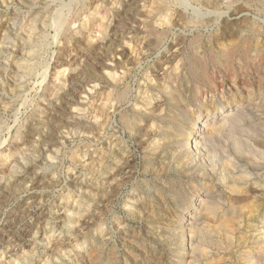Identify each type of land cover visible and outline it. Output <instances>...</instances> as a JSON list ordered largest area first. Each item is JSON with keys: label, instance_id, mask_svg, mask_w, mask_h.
I'll use <instances>...</instances> for the list:
<instances>
[{"label": "rangeland", "instance_id": "rangeland-1", "mask_svg": "<svg viewBox=\"0 0 264 264\" xmlns=\"http://www.w3.org/2000/svg\"><path fill=\"white\" fill-rule=\"evenodd\" d=\"M173 89L196 92L183 134L166 125ZM263 92L264 0H0V264H264V190L241 185L257 207L233 239L210 227L220 218L196 217L189 236L183 222L197 195L225 204L206 166L221 164L226 133L178 167L171 138L252 95L246 157L264 144ZM263 154L243 168L263 178ZM188 161L202 169L186 176Z\"/></svg>", "mask_w": 264, "mask_h": 264}, {"label": "bare ground", "instance_id": "bare-ground-1", "mask_svg": "<svg viewBox=\"0 0 264 264\" xmlns=\"http://www.w3.org/2000/svg\"><path fill=\"white\" fill-rule=\"evenodd\" d=\"M169 17V16H168ZM168 17H164V18H166V20H165V24H167L166 26L167 27H169L170 25H169V19H168ZM62 20V19H61ZM85 20V19H84ZM103 20V19H102ZM86 21V20H85ZM58 22V21H57ZM62 22H64V21H62ZM58 24V23H57ZM86 24V23H85ZM159 24V23H158ZM170 24H172V23H170ZM43 26V25H42ZM34 27V26H33ZM40 28V27H39ZM33 29V28H32ZM31 29V30H32ZM37 29V28H36ZM43 29V28H42ZM40 30V29H39ZM33 32V31H32ZM167 32V31H166ZM165 32H162V34H161V36L164 34ZM29 36V35H28ZM57 36V35H56ZM160 36V37H161ZM160 37H156V41H158L157 39L158 38H160ZM31 38H32V36H31ZM33 39H34V37H33ZM53 39H55L54 37H53ZM161 40V39H160ZM155 41V42H156ZM159 42V41H158ZM242 45V44H241ZM244 46V45H243ZM242 46V47H243ZM246 46H247V44H246ZM130 47V46H129ZM235 47V46H234ZM234 47H230V50L232 49L233 50V48ZM241 48V47H240ZM249 48V47H248ZM238 49V48H237ZM242 49H244V50H246L247 51V49L246 48H242ZM256 49V48H255ZM129 50V49H128ZM229 50V52L228 53H230L231 51ZM241 50V49H240ZM227 51H228V49H227ZM243 51V50H242ZM255 51V50H254ZM235 52H237V51H235ZM245 52V51H244ZM256 52V51H255ZM258 52V51H257ZM220 53H222V52H220ZM242 53V52H241ZM260 53V52H259ZM226 54V53H225ZM235 54V53H234ZM251 54V53H250ZM249 54V55H250ZM255 54V53H254ZM254 54H252V55H254ZM127 55V54H126ZM236 55V54H235ZM238 55H239V53H238ZM241 56H242V54H240ZM245 55V54H244ZM243 55V56H244ZM252 55H250V57H254V56H252ZM230 56V55H229ZM228 56V57H229ZM241 56H239L240 58H242ZM219 57H221V56H219ZM249 57V56H248ZM247 57V58H248ZM212 58V57H211ZM215 58V57H214ZM225 58V57H224ZM230 58V57H229ZM9 59V58H8ZM222 59V58H221ZM227 58H225L224 60H226ZM238 59V58H237ZM243 59V58H242ZM241 59V60H242ZM252 59V58H251ZM174 60V59H173ZM196 60V59H195ZM247 60V59H246ZM253 60H255V59H253ZM192 61V60H191ZM216 61V60H215ZM223 61V60H222ZM227 61V60H226ZM248 61V60H247ZM249 61H251V60H249ZM260 61V60H259ZM19 62V61H18ZM190 62V61H189ZM197 62L198 61H195V62H193V65H196L197 64ZM211 62H212V60H211ZM229 62H230V60H229ZM218 63V62H217ZM224 63V62H223ZM243 63H245V62H243ZM247 63V62H246ZM169 64V63H168ZM179 64V63H178ZM189 65H190V63H188ZM192 64V63H191ZM214 64V63H213ZM172 65H174L173 67L175 68V63L174 64H172ZM181 64H179V65H177L176 67V69H179V66H180ZM188 65V67H191V66H189ZM226 65V63L223 65V66H225ZM245 66H246V64H244ZM261 65V64H260ZM107 66V65H106ZM168 67H169V65H167ZM198 66H200L199 64H198ZM221 66V65H220ZM242 66H243V64H242ZM108 67V66H107ZM172 67V66H171ZM172 67V68H173ZM187 67V68H188ZM228 67V66H227ZM232 67V66H231ZM240 67V66H239ZM250 67H251V65H250ZM170 68V67H169ZM168 68V69H169ZM174 68H173V70L171 71V72H173V73H176L177 72V70H176V72L174 71ZM182 68V67H181ZM225 69H226V66L224 67ZM229 68H230V65H229ZM247 68V67H246ZM261 68V67H260ZM192 69H195V68H192ZM223 69V68H222ZM228 69V68H227ZM243 69V68H242ZM248 69V68H247ZM104 70V69H103ZM186 70V69H185ZM104 71H107V75L108 76H112V74H113V71H114V67H108L107 69H105ZM195 71H197V70H195ZM225 71V70H224ZM170 72V73H171ZM188 72V71H187ZM189 72H190V70H189ZM261 72V71H260ZM114 73H116V72H114ZM192 73V72H191ZM190 73V74H191ZM105 74V73H104ZM192 74H194V73H192ZM196 74V73H195ZM233 75H234V73H232ZM57 75V74H56ZM106 75V76H107ZM172 75V74H171ZM175 75H177V73L175 74ZM193 77L195 76V75H192ZM113 78H114V75L112 76ZM196 77V76H195ZM194 77V78H195ZM112 78V80H114ZM245 78V77H244ZM111 79V78H110ZM173 79V78H172ZM176 79V78H175ZM248 80V79H247ZM170 81V80H169ZM175 81V80H174ZM169 83V82H168ZM97 85V84H96ZM245 85H246V82H245ZM175 86V85H174ZM93 87V86H92ZM173 88V87H172ZM91 89V88H90ZM169 89H170V87H169ZM92 90V89H91ZM170 90H172V89H170ZM164 91L165 92V94H166V96H167V98L166 97H164L162 100H164V102L167 104V103H169L170 104V106H171V108L170 109H172V111H173V115H171V117L169 118L168 117V119H167V121H166V125H168L169 126V129H171V131L172 130H174V132L176 133V132H180V133H184L185 131H184V127H185V121L187 120V116H186V113L184 112L185 110V107L186 106H188L191 102H192V100H194V98H195V95H194V93H196V92H194L193 93V96L192 97H186V95H185V97H183V95L180 93V91H174L175 89H173V91ZM87 91H88V89H87ZM90 91V90H89ZM159 92V91H158ZM183 92V91H182ZM185 92H187V91H185ZM190 92V91H189ZM255 92V91H254ZM260 92V91H259ZM257 93V92H256ZM255 93V94H256ZM264 93V92H263ZM85 94V93H84ZM120 94V93H119ZM159 94V93H158ZM188 94V93H187ZM121 95H122V93H121ZM121 95H118V96H121ZM123 95H124V93H123ZM250 95V94H249ZM263 95V94H262ZM159 96V95H158ZM191 96V95H190ZM252 96V95H251ZM251 96H248L247 97V103H246V105L245 106H250L251 107V104H249L250 103V100L252 99V97ZM78 97V96H77ZM85 98H86V96H84ZM118 98H120V97H118ZM145 98V97H144ZM150 98V97H149ZM149 98H147V99H145V100H148L147 102L149 103ZM159 98V97H158ZM262 97L260 96V94L258 95V94H256L255 95V99H259V100H257L258 102L260 101V99H261ZM151 99V98H150ZM155 99V98H154ZM235 99V98H234ZM254 99V98H253ZM264 99V98H263ZM83 100V99H82ZM151 100H153V99H151ZM157 100V99H156ZM232 100H233V98H232ZM195 101V100H194ZM256 101V100H255ZM85 102V101H84ZM151 102V101H150ZM148 103L146 104V106L148 105ZM162 103V102H161ZM244 103V102H243ZM152 104V103H151ZM150 104V105H151ZM222 104V103H221ZM227 104V103H226ZM245 104V103H244ZM259 104V103H258ZM258 104H256V106L258 105ZM145 105V104H144ZM255 105V104H254ZM254 105H252V107L251 108H254L255 106ZM67 106V105H66ZM77 106V105H76ZM245 106H242L241 104H240V102H239V104H235V103H232V104H230V105H227V107L224 109V107H220V108H218V110H216V112L214 113V115H212V116H208V114L209 113H207V114H205V115H203V117H198L197 116V118H196V120L192 123V125H191V130L188 132V134H187V138L186 139H181L180 137H172L171 136V138L173 139V145L175 146H177L176 147V149L178 150V149H180L179 151H176V153H175V156L177 155V157H174V166H176V167H178V166H180V165H178V163L177 162H179L180 163V160L181 159H183L182 157V155L184 154V155H190L194 160H195V158L193 157L194 156V154L199 150V149H202L203 150V146H205L206 145V143H210L211 141H213V137L215 136V135H220L219 133H222V132H225L226 133V138H225V140H224V146L222 145V146H219V147H222V148H220V150H223V152L222 151H220L221 153H223V155L222 154H219L218 153V155H222V157L220 158L221 159V164H219V165H215V164H212L213 162H212V160L213 159H211V164H209V165H207L206 167H207V170H209V172H210V174L212 175V176H214L215 177V179H216V181L217 182H219V184H220V186L222 185L223 186V197H224V199H226V201H225V204H224V201H222V200H220V202L222 201L223 202V204H224V206H221L220 204H219V201H217V198L215 197V199H216V201L215 200H213L212 198H211V193H206V194H202V195H197V196H199L198 198H197V207H199V209L198 210H194V211H187L188 213L187 214H185L184 215V221L183 222H186V226L185 227H191V229L189 228L188 229V236H189V233L191 234L192 233V231L194 230V228L196 227H194L193 226V222L192 221H194L195 220V218L197 217V218H202V220H201V224L202 223H204V221H207V223H208V221H210V220H213V219H217V218H220L219 220L217 219V221H218V223H217V221H216V223L217 224H215V222H214V226H211L212 225V223H211V225H210V227L213 229V231L215 230V232H216V234L218 235V234H220L221 235V233H222V237H223V235L225 236V238L226 239H233V236L231 237V232L233 233V226H235V223L237 222V224H238V221L242 218V217H244V216H246V215H251V213H255L254 211V207H257V206H254V204L257 202V200H256V202L254 203V202H252L254 199H252V200H250L251 199V197H252V195H251V197H250V199L249 198H246L244 195H243V193H242V188L243 187H241V185H245V184H248L249 183V187H251L253 190H254V192L256 193H258V192H260V191H262V190H264V176H263V178L261 177L262 175H260V174H255V173H249V172H247L243 167H244V165L245 164H247V165H251V161L255 158L254 157V154L256 153H258V155L259 154H261V155H259V157L260 156H262V154H263V152H262V150H261V147L264 145V144H262V145H260L261 147L260 148H258L259 146H257L256 148H253V147H251V146H253V145H251V146H249V145H247V149L249 150V153H250V155H251V157H250V155H247L246 157H245V155L244 154H246V150L244 151L245 153L244 154H242L243 153V147H244V145H246V144H244V139H243V137H241L242 135H240V131H243V130H246L247 131V129H245V127H243L242 125H241V121H242V109L245 107ZM254 106V107H253ZM249 107V108H250ZM262 107H263V105H262ZM248 108V109H249ZM256 108V107H255ZM76 109H78V108H76ZM83 109V108H82ZM187 109V108H186ZM147 110V109H146ZM257 110V109H256ZM78 111V110H77ZM148 111V110H147ZM187 111V110H186ZM149 113V112H148ZM216 113H219V114H216ZM167 114V113H166ZM189 117V116H188ZM162 118V117H161ZM95 119H98V118H95ZM190 119V118H189ZM188 119V120H189ZM247 119V118H246ZM165 120H166V118H165ZM129 121V120H128ZM246 121V120H245ZM164 122V121H163ZM188 122V121H187ZM191 122V121H190ZM75 123V122H74ZM80 123V122H79ZM129 123V122H128ZM125 124H127V121L125 122ZM130 124V123H129ZM164 125V124H163ZM189 125V124H188ZM187 125V126H188ZM257 125V124H256ZM127 126H128V124H127ZM130 126V125H129ZM250 126V125H249ZM165 127H167V126H165ZM251 127V126H250ZM254 127V126H253ZM77 128V127H76ZM151 128V127H150ZM168 128V127H167ZM168 129V130H169ZM260 129H262V128H260ZM162 130V129H161ZM166 130V129H165ZM164 130V131H165ZM256 130V129H255ZM263 130V129H262ZM171 131L169 132V133H171ZM246 131H244V133H242L243 135L245 134V132ZM254 130H252L251 132H253ZM264 131V130H263ZM248 132H250V131H248ZM251 132L249 133V134H251ZM255 132V131H254ZM253 132V133H254ZM262 133V132H261ZM162 134V133H161ZM166 134V133H165ZM164 134V135H165ZM168 134V133H167ZM166 134V135H167ZM246 134H248V133H246ZM256 134H258V133H256ZM172 135V134H171ZM175 135V134H174ZM173 135V136H174ZM240 135V136H239ZM254 135H255V133H254ZM259 135V134H258ZM161 136V135H160ZM180 136V135H179ZM221 136V135H220ZM244 136H246V135H244ZM249 136V135H248ZM252 136V135H251ZM261 136V135H260ZM260 136H257L258 137V139H260L259 137ZM264 136V135H263ZM167 137V136H166ZM186 137V136H185ZM218 137V136H217ZM224 137V136H223ZM240 137L243 139H240ZM254 137V139H255V136H253ZM262 137V136H261ZM169 138V137H168ZM172 139H171V141H172ZM248 139H249V137H248ZM248 139H245V140H248ZM159 140V139H158ZM223 140V139H222ZM251 140V139H250ZM261 140V139H260ZM152 141V140H151ZM256 141V140H255ZM165 142V141H164ZM215 142V141H214ZM222 142V141H221ZM248 142H250V141H248ZM252 142V141H251ZM152 143H156L155 142V140H154V142H152ZM159 143V142H158ZM223 143V142H222ZM246 143V142H245ZM253 143V142H252ZM264 143V142H263ZM166 144V143H165ZM219 144V143H218ZM221 144V143H220ZM248 144V143H247ZM256 144V143H255ZM254 144V145H255ZM257 144H260V143H257ZM156 145H158L157 143H156ZM155 145V146H156ZM171 145V144H170ZM172 145V146H173ZM160 146H161V144H160ZM163 146V145H162ZM111 147V146H110ZM217 147H218V145H217ZM156 148H158V147H155V149ZM173 148V147H172ZM224 148V149H223ZM246 148V147H245ZM175 149V148H174ZM174 149H173V151H174ZM217 149H219V148H217ZM264 149V148H263ZM155 151V150H154ZM198 152H200V150L198 151ZM254 153V154H253ZM199 155V154H198ZM217 155V156H218ZM264 155V154H263ZM172 156V155H171ZM214 156V155H213ZM216 156V155H215ZM248 156L250 157V159L248 158ZM252 156L254 157L253 159H252ZM188 157V156H187ZM190 157V158H191ZM198 157V156H197ZM204 157V156H203ZM220 157V156H219ZM218 157V158H219ZM258 157V156H257ZM256 157V158H257ZM264 157V156H263ZM191 158V159H192ZM217 158V157H216ZM192 159V160H193ZM203 159V158H202ZM258 159H260V158H258ZM264 159V158H263ZM188 160V159H187ZM197 160V159H196ZM205 160V159H204ZM203 160V161H204ZM255 160V159H254ZM257 160V159H256ZM172 161H173V159H172ZM199 161V160H198ZM202 161V160H201ZM217 161H218V159H217ZM220 161V160H219ZM188 162H190V161H188ZM205 163H206V161H204ZM209 161H208V163H210ZM215 162V161H214ZM175 163H177L176 165H175ZM185 163V162H184ZM192 162H190V163H186V166L183 168L184 170V172L186 173L187 172V174H186V176L187 175H190V173L191 172H195L197 169H202V168H198L199 166H196V165H193V164H191ZM170 164V163H169ZM195 164V163H194ZM254 164H255V162H254ZM261 164V163H260ZM114 165H115V162H114ZM113 165V166H114ZM185 165V164H184ZM201 165V164H200ZM183 166V165H182ZM202 166H203V164H202ZM218 166V167H217ZM246 166V165H245ZM260 166V165H259ZM262 166V165H261ZM127 167V166H126ZM176 167H174V168H176ZM201 167V166H200ZM253 167V166H252ZM255 167V166H254ZM251 168V167H250ZM258 168V167H257ZM260 168H262V167H260ZM264 168V167H263ZM205 169L206 168H204V171H205ZM255 169V168H254ZM127 172V171H126ZM206 172V171H205ZM208 172V171H207ZM259 172V171H258ZM198 173V172H197ZM110 174H112V173H110ZM210 174H208V176H210ZM251 174H253V176H251ZM114 174H112V176H113ZM108 176V175H107ZM106 176V177H107ZM109 176H111V175H109ZM108 176V177H109ZM191 176V175H190ZM116 177V176H115ZM114 177V178H115ZM114 178H112V177H109V179L111 180V182L114 180ZM211 178V177H210ZM106 179H108V178H106ZM108 179V180H109ZM113 179V180H112ZM261 180V186H259L260 184H257L256 182H255V180ZM262 179H263V181H262ZM110 180H109V182H110ZM215 181V180H214ZM213 181V182H214ZM107 182V181H106ZM104 184V183H103ZM110 184V183H109ZM114 184H116V183H114ZM107 185H108V182H107ZM114 187H116L115 185H113ZM110 187H112V184L110 185ZM209 189V188H208ZM249 189V188H248ZM250 190V189H249ZM211 191V190H210ZM179 192V191H178ZM251 192V191H250ZM247 193V192H246ZM249 193V192H248ZM247 193V194H248ZM253 193V192H252ZM252 193H250V194H252ZM255 193H253L254 195H255ZM214 194V193H213ZM245 194V193H244ZM246 194V195H247ZM264 194V193H263ZM178 195H180V194H178ZM215 195V194H214ZM219 195V194H218ZM260 195H261V193H260ZM181 196V195H180ZM220 196V195H219ZM214 197V196H213ZM255 197H256V195H255ZM260 197V196H259ZM262 197V196H261ZM264 197V196H263ZM254 198V197H253ZM222 199V198H221ZM258 203H260V202H258ZM222 204V205H223ZM257 205V204H256ZM126 206V205H125ZM261 206V205H260ZM126 207H129V206H126ZM258 210V209H257ZM261 211V210H260ZM193 212H194V214H193ZM196 212V213H195ZM257 212V211H256ZM259 214V213H258ZM255 215V214H254ZM254 215H253V217H254ZM252 216V215H251ZM258 216V215H257ZM59 217V216H58ZM247 217V216H246ZM250 217V216H249ZM248 217V218H249ZM255 217H256V215H255ZM254 217V218H255ZM245 218V217H244ZM247 218V219H248ZM251 218V217H250ZM255 219H257V218H255ZM259 219H260V217H259ZM195 222V221H194ZM197 223H198V221H196ZM258 222V221H257ZM193 223V224H192ZM240 223V222H239ZM198 224H200V223H198ZM262 224V223H261ZM195 225V224H194ZM206 225V224H205ZM207 225H209V224H207ZM257 225V224H256ZM193 226V227H192ZM254 226V225H253ZM199 227H200V225H199ZM203 227V226H202ZM209 227V228H210ZM236 227V226H235ZM263 227H264V224H263ZM205 228V227H204ZM203 228V229H204ZM208 228V227H207ZM206 228V229H207ZM259 228V227H258ZM257 228V229H258ZM196 229V228H195ZM237 229V228H236ZM260 229V228H259ZM258 229V230H259ZM186 230V229H185ZM196 230H198V229H196ZM202 230V229H201ZM195 232V231H194ZM235 232V231H234ZM254 232H255V230H254ZM261 232V231H260ZM216 235V236H217ZM233 235V234H232ZM187 236V235H186ZM192 236V235H191ZM192 238V237H191ZM193 239V238H192ZM225 239V240H226ZM189 240H190V237L188 238V243H189ZM191 241V240H190ZM264 241V240H263ZM192 242V241H191ZM190 242V243H191ZM231 243V242H230ZM263 244V243H262ZM259 245H261V244H258V246ZM191 246V245H190ZM263 246H264V244H263ZM255 247H257V245L255 246ZM260 247V246H259ZM190 248V247H189ZM205 248V247H204ZM262 248H264V247H262ZM203 249V248H202ZM202 251V250H201ZM255 251V250H254ZM254 251H252V252H254ZM189 252H191V250L189 251ZM200 252V251H199ZM206 253H204V251L202 252V253H200L201 255H203V256H205V258H208L209 257V255L207 254V251H205ZM192 253V252H191ZM257 254V256H259V255H261V254H264V250H262V249H258V247L256 248V252H255V255ZM254 256V255H253ZM257 256H255L256 257V260H257ZM255 257H254V259H255ZM190 258H191V255H190ZM253 258V257H252ZM252 258H250V259H252ZM260 258V257H259ZM262 258V257H261ZM248 259V258H247ZM191 261V260H190ZM258 261H260L259 259H258ZM193 262V261H192ZM253 262V261H252ZM251 262V263H252ZM188 263V262H187ZM186 263V264H187ZM190 263V262H189ZM248 263H249V261H248ZM248 263H246V264H248ZM251 263H249V264H251ZM255 263H259V262H255ZM193 264H195V263H193Z\"/></svg>", "mask_w": 264, "mask_h": 264}]
</instances>
